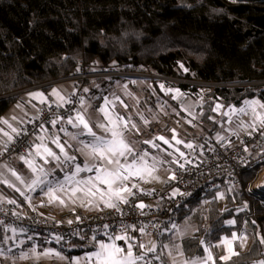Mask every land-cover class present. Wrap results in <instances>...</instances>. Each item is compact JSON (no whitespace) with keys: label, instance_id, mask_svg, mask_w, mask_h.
I'll list each match as a JSON object with an SVG mask.
<instances>
[{"label":"trees","instance_id":"trees-1","mask_svg":"<svg viewBox=\"0 0 264 264\" xmlns=\"http://www.w3.org/2000/svg\"><path fill=\"white\" fill-rule=\"evenodd\" d=\"M80 61L212 83L199 119L216 133L221 125L213 118L215 101L226 106L251 97L264 101V0H0V117L20 92L47 91L51 83L77 74ZM106 79L112 78L94 80ZM188 127L185 137H195L196 128ZM255 174L256 168L246 172L244 184ZM221 189L178 210V221L190 217L197 224L196 233L181 241L184 253L200 256V240L214 244L245 227L250 245L227 264L256 263L264 258L259 243L264 202L233 190L225 191L222 202ZM245 202L248 207L238 211ZM229 218L234 226L225 223Z\"/></svg>","mask_w":264,"mask_h":264},{"label":"snow or ice","instance_id":"snow-or-ice-1","mask_svg":"<svg viewBox=\"0 0 264 264\" xmlns=\"http://www.w3.org/2000/svg\"><path fill=\"white\" fill-rule=\"evenodd\" d=\"M183 68V65H181ZM184 71H188L186 68ZM134 83V81H133ZM127 86L125 85V88ZM161 90L164 89V85H160ZM88 92L89 89H84ZM169 92H174L172 99H177L178 96L183 95L180 93L179 89H167L165 94ZM131 95V93H128ZM32 100H37L39 104L45 105L51 116L46 120L42 121L39 125V131L41 133L47 134L48 128L45 127V123L51 125L53 129L57 130V134L54 135H37L36 140L39 143H33L27 155H21L19 159L27 166V168L32 173V178L30 181H26L20 174L17 173L15 169H12L5 165L7 171L12 177H15L16 181H19L21 185H24L28 191L35 192L39 189L49 203H58L60 205L66 204L67 201L76 203L80 201L83 205L85 202L89 205L96 204L97 206L102 203L104 206L119 211L118 205L123 203L127 204L128 197L134 196L133 188H138V184L131 183L133 178L138 180H143L148 182L149 179H159L158 176L154 175L157 171V165L163 161L157 160L152 157V163L148 161L149 153L146 150L137 151L132 142L127 139L126 133L136 132L139 134V128L136 123H134L131 117L127 119L115 111V100H119L116 97L115 100H109L108 97H102L103 104L100 105L96 111L100 113L102 119H98L96 122L91 121L86 113L91 105L85 100L83 96L79 97V108L71 107L65 108L66 105H73L75 102L70 97L63 96L57 89H52L49 94L56 99L53 101L49 100V96H46L43 92H35L29 94ZM73 95H75L73 93ZM120 104L127 109L128 105L124 104L120 100ZM243 107L236 108L234 106L230 107L229 112L223 113V115L229 117V122H231V115H250L251 122L247 125L241 123L242 127H250L253 131L257 130L259 125L264 128V101L259 99L244 100ZM53 106L55 109H65V114L61 115L56 111H53ZM19 107V105H18ZM35 107V105H33ZM222 105L217 104L212 111L218 112ZM187 111V109H185ZM44 109H37V115L30 119L28 123H35L36 120L41 119ZM189 115H192L189 112ZM196 117L193 116V119ZM13 121L17 120V117L11 118ZM141 119L144 124H148L149 121L141 115ZM211 119V117H210ZM23 123V121H20ZM191 123V121H188ZM0 124L6 126L0 128V143H2L4 151H8L9 146L15 142V138L21 135H27V129H22L13 126V124L4 118H0ZM59 125V127H57ZM75 129V132H70L68 127ZM94 127L100 130L101 134L94 131ZM173 136L172 140L176 144H184L186 148L192 149L193 144L191 142L184 143V141L177 139L175 129H172ZM58 133H63L65 136L69 137L71 140L78 141L79 147L76 151L85 156V162L83 165L76 163L77 157L71 155L68 152V148L72 145L68 141L61 142V137ZM251 135V133H249ZM81 137H86L87 139H81ZM223 139V137H218ZM51 143L59 150L57 153L53 151L48 143ZM155 140L162 141L163 144L168 145V147H173V144L163 136H158ZM155 140H145L144 144L150 145L152 148H159L160 145L155 142ZM248 149L245 148L244 151ZM179 152V159L174 158L170 163L177 165L180 169H185L186 164H191L192 161L185 158V153ZM3 153H0L2 155ZM169 156L172 155L171 152L167 153ZM43 161L42 164H37L36 159ZM183 160V162H181ZM51 161L57 162V167L61 171H64L65 167H70V171H65L63 179L52 180L49 179L53 173L49 171L45 165L49 164ZM247 167V165H245ZM95 175L81 177V173H92ZM176 175L173 172L169 176V180H175ZM0 183L6 184L10 188H15L17 192L24 195L19 187L9 181L7 178L0 179ZM131 184V186H129ZM257 189L264 193V183L257 185ZM252 191V189H249ZM177 195L185 196L191 195V193L181 192L179 188H176L172 192V197ZM219 199H224V194H219ZM26 200L31 198L26 196ZM7 203L15 204V200H8ZM141 210H143L146 205L142 202L136 205ZM248 207L247 202H245L243 208L238 209V211H243ZM226 210V209H225ZM16 215V213H13ZM79 219V217L77 218ZM68 223H72L69 221ZM229 226H234L236 224L235 219H229L225 221ZM255 223V221H253ZM0 225H4L3 221H0ZM110 226L108 224L103 225L104 229H108ZM131 228L133 232L145 233L143 227L137 228L135 225L124 226L120 234L109 233L104 231L103 236L107 237L105 239H98L97 235L94 233L88 240L89 245L93 248L92 251L85 254L83 257H73L69 264H153V260L160 261L164 264L162 260V253H157V244L155 242H150V244L135 243V238L129 234L128 229ZM175 230V232L182 236L184 233L180 230L176 223L171 224V229H165L164 231ZM6 232H11V236H5L4 240H12L16 243L17 229L11 226H5ZM20 231H23L21 229ZM79 236V239L84 240L85 237L80 235L79 232L74 233ZM163 234V233H161ZM29 240L32 239L31 236L28 237ZM248 237L245 235H238L236 232H232L229 236H224L220 238L218 244L214 247H223L225 254L219 257L220 261L227 264L231 261L234 256H238L239 253L235 250V245L243 248L247 242ZM64 240L61 235H54L48 243L54 241L56 244H60ZM117 241H123V246L118 244ZM24 241H19V245H22ZM259 243L264 245V237H259ZM200 245H205L204 240L199 241ZM162 250H168L167 255L171 258V264H216V259L213 256L211 247L204 246L203 251L206 255L202 257H196L191 259H184V250L180 244L177 243H165L160 245ZM11 249H9L10 251ZM149 253L153 255L149 258ZM175 253V254H174ZM0 255H4L3 251H0ZM178 257L180 259H178ZM20 259H58L65 260L66 257L62 255L61 251H57L54 248H45L42 251H37L36 247H32L30 252L21 253ZM258 264H264V260L258 262Z\"/></svg>","mask_w":264,"mask_h":264},{"label":"built area","instance_id":"built-area-1","mask_svg":"<svg viewBox=\"0 0 264 264\" xmlns=\"http://www.w3.org/2000/svg\"><path fill=\"white\" fill-rule=\"evenodd\" d=\"M87 66L89 69H86ZM144 71L150 75L148 77L153 81L158 78L153 71L148 69ZM129 72L140 74L143 70H131L98 63L85 65L80 61L77 74L61 79V81L70 80L73 82L72 91L67 97H70L75 103L66 105L65 108H78L79 97L82 96L84 82L87 79L131 76L127 75ZM165 77L172 81L170 77ZM38 109H44L41 119L36 120L35 123H28L29 119L20 127L27 129L28 134L15 138V142L9 146L8 151L5 152L3 146L0 148V153H3L0 155V163L12 162L17 156H26L36 136L42 134L38 125L49 118L51 113L48 112L45 105H40ZM53 111L61 115L65 114V109L57 110L54 106ZM184 122L196 128L200 127L195 137L182 139L184 143L191 142L192 149L186 148L183 143L175 148L184 152L185 158L191 160L192 163L186 164L185 169H180L174 164L171 174L174 172L176 179L169 180L165 186L148 190L141 187L133 188L135 195L128 197L127 204H119V211L112 208H101L92 212L74 210L61 215L42 213L13 196L0 197V221L4 222V225H0V229H5V226L15 227L18 230L23 229V233L39 234L46 241H50L54 235H61L64 240L60 244H56L54 241L51 244L57 250L68 251L73 239L79 238L74 233L79 232L80 235L87 234L90 237L95 233L97 238H107L102 235L104 231L120 234L124 226L135 225L137 228L145 229L144 234L138 231L133 232L131 228L128 229L129 234L135 238L134 242L139 244L144 243L145 235L162 236L169 232L164 230L170 229L173 222H178L177 212L182 206H187L192 200L205 198L213 189L227 187L235 192L250 194L260 202H264V193L257 189V185L264 183V181L258 182L260 175L264 173V128L258 125L255 131L249 127L215 134L205 127L201 119H193L192 115L181 111V120L178 121V125L182 126ZM46 125L48 124L45 123ZM65 127L70 129V126L65 125ZM218 137H223V139ZM165 147L169 148L168 145ZM245 148L248 150L244 151ZM174 154L175 158L179 159V152L174 150ZM253 168H256L255 177L244 184V174ZM176 188H179L181 192L191 193V195L172 197V192ZM8 200H15L16 203L9 204ZM141 202L146 205L143 210L136 206ZM78 217L79 219H77ZM69 221L72 223H68ZM105 224L110 227L104 229L103 225ZM148 255L151 258L153 254L149 253ZM258 262L253 264H258ZM154 263L155 260H153Z\"/></svg>","mask_w":264,"mask_h":264},{"label":"rangeland","instance_id":"rangeland-1","mask_svg":"<svg viewBox=\"0 0 264 264\" xmlns=\"http://www.w3.org/2000/svg\"><path fill=\"white\" fill-rule=\"evenodd\" d=\"M153 73L158 77L157 79H155V81L150 79L148 77L150 75L146 74L143 69V72H140V74H132L131 72H129L127 75L131 76L113 77L112 79L116 78L119 80H115V82H113L110 86L99 87V90H97L96 94L93 92L84 93V89L82 93V96L85 98V100L91 105V107H93L88 108L90 110H96L100 105L103 104L102 97L106 96L109 98V100H115L116 97H119V100H115V111L123 115L126 119L128 117H131L132 121L137 124L140 130L139 134L134 131L131 133H126L127 139L133 143L137 151H148V161L150 164L152 163V157H155L157 160L163 161L162 163L157 165V171L154 173V175L158 176L159 179H149L148 182H144L143 180L133 178V180L131 181V183L138 184V187L146 190L163 186V184L167 180L169 172L171 171L172 163H170V161L175 158L174 147L180 145L176 144L175 141L172 140V129H175L177 139L180 140L185 138V131L189 130V124L187 125L186 122H184L182 126L178 125V121L181 120V111L187 112V114L191 112L192 116H195L196 119H199L202 112L201 105L204 103L205 98L208 97L207 92L213 85L210 82L202 80L183 79L168 76L171 78L170 80H172L169 81V78L165 77V75L162 76L161 74L155 72ZM92 81H94V79H92ZM131 81H134V83ZM178 82L195 84L198 86V89L192 90L191 88H189L187 90H182L178 86ZM125 85L127 86L126 88ZM160 85H164L165 90L179 89L180 93H182L183 95L178 96L177 99H172V96L175 93L169 92L168 94H165V90H161ZM128 93H131V95H129ZM251 99L259 98L251 97L245 100ZM120 100H122L124 104L128 105L127 109H125L120 104ZM217 104L222 105L218 112L214 111L213 115V118L217 119V121L221 125L218 132L225 133L249 128L242 127L241 123L243 122L244 125L249 124L251 122L250 115L232 114L231 122H229V117L223 115V113L229 112L230 107H232L233 105L226 106L220 101H215L214 107ZM243 106L244 105L242 103L240 106L234 107L239 108ZM185 109H187V111H185ZM96 113L98 112L96 111L93 114ZM141 115L149 121L148 124H144L143 120L141 119ZM99 119H102V117ZM199 128L200 127L196 128V130L199 131ZM210 132L212 131L210 130ZM218 132H216L215 134H217ZM158 136H163L168 140L170 139L169 141L173 144L174 147H169L168 149H166L165 144H163L162 141L155 140V138ZM145 140H155V142L159 144L160 147L152 148L150 145L143 143V141ZM169 152L172 153L171 156L167 154ZM225 191L232 190L230 188L223 187V189L218 192V197L220 193L224 194ZM221 200L222 202L224 201V199ZM31 234L32 233L24 234L22 231L17 230L16 243H14L12 240H8L7 242H5L4 240L5 236L12 235L11 232L2 236L0 238V251H3L4 255H0V264H60L57 259L44 258L37 261L31 258H19L21 253L30 252V249L32 247H36L37 251H42L43 249H45L41 242L35 241V239L32 240L33 238L31 240L28 239L29 236L33 237ZM19 241H24V243L17 246L19 244ZM9 249L11 250L9 251ZM62 255L64 254L62 253Z\"/></svg>","mask_w":264,"mask_h":264},{"label":"crops","instance_id":"crops-1","mask_svg":"<svg viewBox=\"0 0 264 264\" xmlns=\"http://www.w3.org/2000/svg\"><path fill=\"white\" fill-rule=\"evenodd\" d=\"M115 80L117 81L119 79L114 78L111 80L106 79L103 81H100V80L92 81L91 80L92 82L90 81L88 84H86L84 86V89L87 88V89H89V91H88L89 93L93 92L96 94L97 90H99V87L110 86V85H112L113 82H115ZM131 82H133V81H131ZM72 88H73V82L72 81H70V80H63V81L59 80V81H55V82L51 83L50 88L47 91H44L40 87H32V88L25 89L22 92H20L21 98L15 103V105L12 108H10L5 114H3L0 118L8 119L13 124V126L20 128L26 121H28L29 119L33 118L36 115L37 109L41 105V104H39V102L37 100L31 99V97L29 95L30 93L43 92L46 96H49L50 101H53L56 98L49 95L52 92V89H57L63 96L67 97L68 94L72 91ZM84 93H86V92L84 91ZM18 105H19V107H18ZM33 105H35V107H33ZM78 108H79V105H78ZM89 108H93V107H89ZM94 112H96V110L88 109L86 115L91 121L96 122L97 119L101 118V116H99L100 113L93 114ZM97 114H99V115H97ZM12 117H17V120L13 121L11 119ZM20 121H23V123H21ZM4 127H6V126L0 124V128H4ZM45 127L48 128V133L47 134L42 133L41 135L57 134V130L53 129L51 127V125L48 124ZM69 131L75 132L76 130L72 129L70 127ZM94 131H96L98 134H101L100 130L95 128V127H94ZM58 134L61 137V142L68 141V143L72 145V147L68 148L67 150H68L69 154L75 155L77 157L76 163H80L81 165H83L86 158L81 153L76 151V148L79 147L78 141L71 140L69 137L65 136L63 133H58ZM81 139H87V138L81 137ZM0 140H2V137H0ZM45 142L48 143L47 140ZM33 143H39V141H37L35 138ZM2 146H3L2 143H0V148ZM48 146L51 147L53 149V151H56L57 153L59 152V150L56 149L55 146L52 145L51 143H48ZM175 148L176 147H174V150H176ZM36 163L42 164L43 161H41L37 158ZM5 165H7L8 167H10L12 169H15L17 171V173L20 174L26 181H30V179L32 178V173L27 168V166L19 159V156L15 157L12 162L0 163V179L7 178L9 181H11L15 185V187H19L21 189V191L24 192V195H21V193L17 192L14 187L10 188L6 184L0 183V197L1 198L8 197V196L16 197L20 201L27 203L28 205L37 209L38 211L45 213V214H49V215H61V214L68 213V212H71L74 210H81L84 212H92V211H97L101 208H108V207L104 206V204H102V203H100L97 206L96 204L89 205L85 202L82 205L80 201H77L76 203H72L71 201H67V199H66L65 205H60L58 203H49L47 200V197H45L39 189H37L35 192L28 191L24 185H21L19 183V181H16L15 177H12L11 174L7 171V168L5 167ZM56 165H57L56 161H51L49 164L45 165V167L53 173L51 176H49V179H52V180L63 179L64 172L70 171V167H65L64 171H61L60 168H58ZM173 169H174V164H172L171 171L169 172L167 180L165 182L166 184L169 182V176H170ZM93 175H95L94 172H92V173H81V177H87V176H93ZM165 183L163 184V186L166 185ZM26 196L30 197L31 199L26 200L25 199ZM229 219H232V218H229ZM229 219H227V220H229ZM176 224L180 228V230L184 233L182 236L178 235L175 232V230H170L169 232H167L166 234H164L162 236L145 235V237H144V244H150V242H155L157 244V252H158V254L162 253V260H163L164 264H171V258L167 255L168 250H162L160 245L165 244V243L174 242V243L180 244L182 246V243H181L182 239L185 237H189V236L194 235L197 231V224L190 217H186V218L176 222ZM1 230H2V232H0V238L2 236H4L5 234L10 233V232H6L5 229H1ZM18 231H20V230H18ZM232 232H236L238 235H245L248 237L247 242L243 248L239 247L238 244L235 245V250L237 252L246 250L249 247L250 242H251V236H252L251 232L248 231V229L245 227H243L241 230H238V231L233 230ZM24 234H30V233H24ZM230 234L229 235H222L221 238L224 236L230 237ZM31 235L33 236L32 240L35 239V241L41 242L43 244L44 248H54L53 245L51 243H48L41 235L36 234V233H32ZM83 236L85 237L84 240L80 239L78 241H72L70 248L68 249L69 251H75V252L68 254V253H65V251H61L64 254L63 256L66 257V259L65 260H58L57 259L60 262V264L69 263L73 257H83V256H85L86 253L93 250V248L88 243L90 236L87 234H84ZM98 239H101V238H98ZM102 239L107 240V238H102ZM219 241H220V239H219ZM219 241L214 243V244L205 243V245H202V248H204V246L211 247L213 256L216 259V264H217V260H219V257L225 254L223 247H219V248L214 247V245L218 244ZM117 243L123 246V241H117ZM182 248H183V246H182ZM57 251H60V250H57ZM204 255H206V253H204V251H203L202 255L196 256V257H202ZM196 257H187L186 255H184V259H191V258H196ZM178 259H180V258L178 257ZM154 264H161V262L155 261Z\"/></svg>","mask_w":264,"mask_h":264},{"label":"bare ground","instance_id":"bare-ground-1","mask_svg":"<svg viewBox=\"0 0 264 264\" xmlns=\"http://www.w3.org/2000/svg\"><path fill=\"white\" fill-rule=\"evenodd\" d=\"M264 181V173L260 175L259 181L258 182H262Z\"/></svg>","mask_w":264,"mask_h":264}]
</instances>
